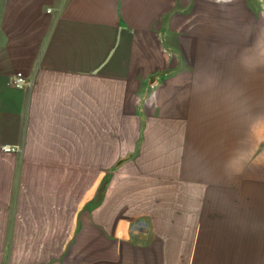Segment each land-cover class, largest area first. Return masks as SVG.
Masks as SVG:
<instances>
[{"label": "crops", "instance_id": "0c3cea01", "mask_svg": "<svg viewBox=\"0 0 264 264\" xmlns=\"http://www.w3.org/2000/svg\"><path fill=\"white\" fill-rule=\"evenodd\" d=\"M0 264H264V0H0Z\"/></svg>", "mask_w": 264, "mask_h": 264}, {"label": "rangeland", "instance_id": "374dc122", "mask_svg": "<svg viewBox=\"0 0 264 264\" xmlns=\"http://www.w3.org/2000/svg\"><path fill=\"white\" fill-rule=\"evenodd\" d=\"M250 49L251 54L248 53L247 48H238L232 45L231 48H229L230 52L228 58L238 59L239 55L249 56V54L252 57V54L256 53V51L254 47H251ZM230 62H232V60ZM228 64L230 66L228 73L234 72L233 67L235 63H233L232 65L230 63ZM202 86L205 87L206 85L203 84ZM199 89L200 88H198L196 91H198ZM196 93L192 97V102L190 104H187V110L185 112V115L162 116V119H166L168 121L167 124L164 126H155L153 129L151 128L150 131H147L146 134L167 136L166 138L169 140L168 145H170L171 147L179 145L181 147V150H184L182 148L183 146L186 148V151H193L195 148V144L199 145L198 142L201 139L204 141L203 145H205L206 140H208V138L206 137L210 136L212 130L214 129L213 121L217 119L216 113H218V111L214 110L215 105L211 101L210 95L202 94L201 92L197 94ZM182 123L187 124L183 126ZM256 133H258V131ZM143 134L144 127L139 126L137 130V135L139 136V138H142ZM252 134H254V132H252ZM207 145L210 149L211 143H208ZM190 164L191 160L187 159L186 166L189 167Z\"/></svg>", "mask_w": 264, "mask_h": 264}, {"label": "built area", "instance_id": "2783aa9c", "mask_svg": "<svg viewBox=\"0 0 264 264\" xmlns=\"http://www.w3.org/2000/svg\"><path fill=\"white\" fill-rule=\"evenodd\" d=\"M8 84L16 88H22L28 84V79L22 71H18L14 74V76L11 78ZM2 150L6 152H15L17 151V148L14 146L5 145L2 147Z\"/></svg>", "mask_w": 264, "mask_h": 264}]
</instances>
